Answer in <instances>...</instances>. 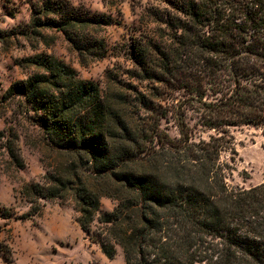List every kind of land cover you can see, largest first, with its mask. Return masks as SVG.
<instances>
[{
    "label": "trees",
    "instance_id": "16d2710c",
    "mask_svg": "<svg viewBox=\"0 0 264 264\" xmlns=\"http://www.w3.org/2000/svg\"><path fill=\"white\" fill-rule=\"evenodd\" d=\"M142 8L130 75L154 82L149 91L103 90L47 52L26 58L36 70L7 90L48 152L43 177L21 188L27 214L41 213L42 200L73 199L81 228L109 258L120 247L126 264H264V182L230 187L221 160L229 127L264 125V0ZM111 20L73 0L33 6L34 26L62 32L82 65L106 56L100 31ZM189 110L215 133L196 139ZM170 117L178 136L161 128ZM8 147L24 166L15 141ZM103 197L114 207L98 216Z\"/></svg>",
    "mask_w": 264,
    "mask_h": 264
},
{
    "label": "rangeland",
    "instance_id": "374dc122",
    "mask_svg": "<svg viewBox=\"0 0 264 264\" xmlns=\"http://www.w3.org/2000/svg\"><path fill=\"white\" fill-rule=\"evenodd\" d=\"M73 1L112 18L100 31L107 40L106 56L88 65L80 63L78 52L62 32L34 26L33 6L38 0H0V264H126L120 247L109 258L100 244L81 228L73 199L42 200L41 213L30 216L27 213L31 205L20 192L25 182L43 177L48 156L41 129L27 116L18 99L5 97L13 82L36 70L26 58L50 53L71 64L81 78L95 81L103 90L123 88L130 94L134 93V86L145 92L150 86H157L130 75L135 67L129 53L130 43L140 35V29L145 31L140 21L142 4L152 0ZM187 118L196 139L215 133L196 124L195 111L189 110ZM161 128L172 137L179 135L173 117L163 118ZM228 137L230 148L221 152V160L231 166L227 174L229 186L249 188L264 182V125L231 126ZM13 140L24 162L22 167L10 155L8 146ZM113 207V201L103 197L98 216ZM95 224L97 220L93 228Z\"/></svg>",
    "mask_w": 264,
    "mask_h": 264
}]
</instances>
